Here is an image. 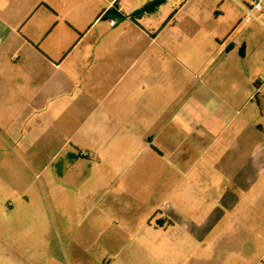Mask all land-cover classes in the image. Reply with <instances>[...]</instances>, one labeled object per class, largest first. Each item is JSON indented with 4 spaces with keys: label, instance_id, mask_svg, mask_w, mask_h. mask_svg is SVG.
Listing matches in <instances>:
<instances>
[{
    "label": "crops",
    "instance_id": "1",
    "mask_svg": "<svg viewBox=\"0 0 264 264\" xmlns=\"http://www.w3.org/2000/svg\"><path fill=\"white\" fill-rule=\"evenodd\" d=\"M141 7L110 25L120 0H0V245L42 220L26 151L92 115L85 98L98 90L102 182L164 200L136 223L97 212L84 230L114 254L86 249L78 264H264V25L247 23L239 40V28L214 32L204 64L216 72L188 92V48Z\"/></svg>",
    "mask_w": 264,
    "mask_h": 264
},
{
    "label": "rangeland",
    "instance_id": "2",
    "mask_svg": "<svg viewBox=\"0 0 264 264\" xmlns=\"http://www.w3.org/2000/svg\"><path fill=\"white\" fill-rule=\"evenodd\" d=\"M150 1L120 0V5L124 15L133 18L134 11H129L130 8ZM239 8L236 0H160L155 5L153 12L159 18L156 29L179 36L180 44L188 48L186 57L191 58L186 64L190 73H179L188 92L195 83L203 85V93V87L216 72L217 61L204 64L215 54L217 42L213 33L239 28V40L244 27L249 25L238 24L242 17ZM114 17L118 24L125 20L118 15ZM101 32V44L112 38L107 20L101 22ZM199 54L203 64L194 62L193 57ZM255 76L264 81V63L259 64ZM261 96L262 92L257 98ZM85 99L86 104L97 108L92 115L74 118L72 127L63 135L59 131L50 148L41 146L26 151L27 159L31 155L36 161L35 173L26 178V182H31L27 191L32 190L40 200L42 220L38 226L31 223L26 229L8 231L10 242L0 245V264H78L77 258L86 249L95 254L101 251V256L107 251L112 257V248L99 240L93 242L83 224L100 211L101 221L136 223L163 202L164 194L133 191L124 179L116 187L102 182L101 91Z\"/></svg>",
    "mask_w": 264,
    "mask_h": 264
},
{
    "label": "built area",
    "instance_id": "3",
    "mask_svg": "<svg viewBox=\"0 0 264 264\" xmlns=\"http://www.w3.org/2000/svg\"><path fill=\"white\" fill-rule=\"evenodd\" d=\"M244 6V12L241 17V22L250 23L256 21L264 25V0H238ZM116 0H109V4L114 6ZM115 17L109 19V24H115Z\"/></svg>",
    "mask_w": 264,
    "mask_h": 264
},
{
    "label": "trees",
    "instance_id": "4",
    "mask_svg": "<svg viewBox=\"0 0 264 264\" xmlns=\"http://www.w3.org/2000/svg\"><path fill=\"white\" fill-rule=\"evenodd\" d=\"M160 0H152L150 2H148L147 4L143 5L140 9H139V12H152L155 8V5L159 2ZM114 7V6H113ZM112 12H113V16L114 15H118L119 17H122V18H126L125 15H120V14H117L116 11L114 9H112ZM138 12V11H137ZM136 13H134L133 15H135ZM130 18L132 17V15H129Z\"/></svg>",
    "mask_w": 264,
    "mask_h": 264
}]
</instances>
